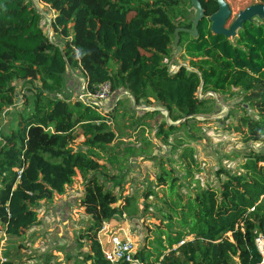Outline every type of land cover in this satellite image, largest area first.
I'll return each instance as SVG.
<instances>
[{"label": "trees", "instance_id": "1", "mask_svg": "<svg viewBox=\"0 0 264 264\" xmlns=\"http://www.w3.org/2000/svg\"><path fill=\"white\" fill-rule=\"evenodd\" d=\"M43 1L55 10L52 24L65 37L62 45L48 37L40 12L29 0H0V111L14 104L17 80L33 94L32 104L26 100L18 110L16 125L0 136V249L3 238H22L39 224L40 202L65 193L80 174L79 202L90 219L79 232V244L86 238L88 247L76 264H113L100 241L103 226L119 214L134 215L140 210L138 197L124 191L127 169L122 168L125 157L118 143L123 137L111 125L118 107L57 96L68 67L83 70L88 91L110 81L113 90L128 91L137 103L160 102L174 120L202 112L209 99L197 96L200 86L221 92L238 86L260 115L243 112L237 128L245 131L246 141L264 143V65L239 66L211 50L206 56L191 57L190 67L180 64L171 70L175 29L191 25L189 19H181L187 17L185 0ZM200 1L205 17L219 8L216 0ZM187 34L182 31L180 37ZM160 124L158 134H168L164 123ZM180 155L188 163V176L191 163L197 166L193 147H185ZM245 157L242 170H222L225 178L219 189L197 184L186 201L172 166L158 172V190L149 178L144 197L166 190V218L172 220L177 214L193 236L182 243L185 263L262 261L256 237L264 233V150ZM111 167L124 170L110 176L112 187L107 180ZM160 232L171 246L187 234ZM21 253L19 247L6 249V260L0 258V264H20ZM157 254L156 264H170L160 261L161 251ZM136 255L154 264L147 261L143 249ZM21 262L27 264L25 257Z\"/></svg>", "mask_w": 264, "mask_h": 264}, {"label": "rangeland", "instance_id": "2", "mask_svg": "<svg viewBox=\"0 0 264 264\" xmlns=\"http://www.w3.org/2000/svg\"><path fill=\"white\" fill-rule=\"evenodd\" d=\"M29 1L40 12L42 26L48 37L62 45L65 37L56 31L52 24L55 10L43 0ZM227 1L233 12L226 26H230L240 10L259 2V0ZM184 6L187 7V17L181 19H189L192 22L197 9L191 0H185ZM198 28L196 36L189 32L186 37H180V47L173 46L169 59L170 69L174 70L180 64L190 67L191 57L206 56L211 50L239 66L252 69L254 66L264 65V17L257 15L253 20L244 23L237 29L235 36L214 33L209 17H205ZM16 84L14 104L0 111V136L3 130H10L16 125L18 110L24 108L25 101L29 100L32 104L31 89L21 80H17ZM56 95L72 100L90 98L86 76L80 67H68L64 85ZM199 95L209 99L202 112L180 120L172 119L160 102L137 103L123 89H112L107 102L99 101L100 106L109 109L118 107V115L111 125L117 134L123 137L118 139V143L125 157L122 168L127 169L124 191L134 193L140 206V210L134 215L119 214L112 222H105L107 227L100 235L103 238L104 252L109 248L106 239L108 235L105 232L117 230L133 240L135 251L143 249L147 261L156 264L157 253L161 251L163 254L160 261L164 263L193 264L183 261L181 249L184 245L178 244L180 240L171 246L164 233L160 232L163 229L172 234L179 230L187 231L183 237L186 242L193 237L184 229L177 214L173 213V221L166 218V213L169 212V204L165 202V198L169 197L166 190L160 189L158 194L153 193L148 198L144 197V192L151 183L149 178L153 181V187L158 190L156 183L158 172L172 166V173L179 177L178 190L183 195L182 200L186 201L190 194L195 193L197 184L214 185L219 189L225 178L223 169L240 171L246 153L264 150V143L246 141L245 131L237 128L239 116L243 112L247 111L253 117L260 115L259 110L245 101L244 92L240 87L232 86L231 90L221 92L200 86ZM160 123H164L168 134H158L162 127ZM172 123L179 127L170 129ZM190 146L194 149L197 166L192 162V170L185 176L188 163H185L180 153L185 147ZM115 169L111 167L107 176L108 185L111 187L113 185L110 176L124 171ZM82 184L83 179L78 174L75 181L68 185L65 193L56 195L53 200H42L39 204L40 223L33 226L22 238H3L1 260L6 259L5 250L14 247L22 249L21 257L17 259L20 264L24 257L27 264H44L46 260L50 264H76L81 260L82 251L87 249L88 244L86 238L83 245L79 244L82 243L79 240V232L87 226L90 219V215L79 202ZM145 200L149 203L146 204Z\"/></svg>", "mask_w": 264, "mask_h": 264}, {"label": "water", "instance_id": "3", "mask_svg": "<svg viewBox=\"0 0 264 264\" xmlns=\"http://www.w3.org/2000/svg\"><path fill=\"white\" fill-rule=\"evenodd\" d=\"M197 11L191 24L193 27L178 26L175 29L174 45L180 47L179 39L182 31H189L194 36L198 34V25L205 17V8L200 0H191ZM219 8L210 15L211 27L214 33L224 34L226 36H235L237 29L247 21L253 20L255 16L264 17V0L251 4L239 11L230 26H226L227 21L231 18L232 8L227 0H216Z\"/></svg>", "mask_w": 264, "mask_h": 264}, {"label": "built area", "instance_id": "4", "mask_svg": "<svg viewBox=\"0 0 264 264\" xmlns=\"http://www.w3.org/2000/svg\"><path fill=\"white\" fill-rule=\"evenodd\" d=\"M111 91H112L111 82L104 81L103 83L100 84V87L96 91H88V95L90 98L87 100L85 99L83 100L86 101L87 103L89 102L90 104L99 105V101L108 99V96L111 93ZM125 93L130 95L129 92L126 90ZM196 94L199 98H203L200 97L199 95V89L197 90ZM106 227L107 224L103 226L102 231ZM105 233L108 235L106 239H107V245L109 247L107 250H105V254L113 264H120L123 261L127 262V264H147V262L143 261L140 257L136 255L134 242L128 235L125 236L124 234H121L117 230H108ZM100 241L102 242V240ZM184 242L185 239H181L178 244L180 245ZM256 244L263 254V259L260 262V264H264V233L263 232H261L256 237ZM3 260L6 259L4 258Z\"/></svg>", "mask_w": 264, "mask_h": 264}, {"label": "flooded vegetation", "instance_id": "5", "mask_svg": "<svg viewBox=\"0 0 264 264\" xmlns=\"http://www.w3.org/2000/svg\"><path fill=\"white\" fill-rule=\"evenodd\" d=\"M186 27H193V25L191 24V25H189V26H186ZM189 32V31H188ZM191 33V32H190ZM192 34V33H191Z\"/></svg>", "mask_w": 264, "mask_h": 264}, {"label": "crops", "instance_id": "6", "mask_svg": "<svg viewBox=\"0 0 264 264\" xmlns=\"http://www.w3.org/2000/svg\"><path fill=\"white\" fill-rule=\"evenodd\" d=\"M55 14V13H54ZM105 102H107V99L105 100Z\"/></svg>", "mask_w": 264, "mask_h": 264}]
</instances>
